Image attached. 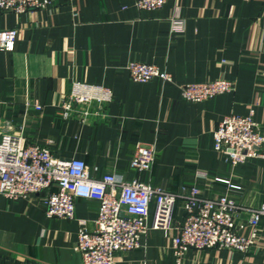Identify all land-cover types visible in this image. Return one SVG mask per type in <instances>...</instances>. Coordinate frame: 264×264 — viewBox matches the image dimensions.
I'll return each instance as SVG.
<instances>
[{"label":"crops","instance_id":"obj_1","mask_svg":"<svg viewBox=\"0 0 264 264\" xmlns=\"http://www.w3.org/2000/svg\"><path fill=\"white\" fill-rule=\"evenodd\" d=\"M0 27L19 30L14 49L0 50L4 130H22L57 158L84 159L96 178L116 173L175 192L196 184L208 198L228 194L239 206L241 234L251 235L249 208L264 204V157L233 164L215 149L214 132L225 116L254 109L264 134V0H168L155 10L136 0H54L2 12ZM132 60L155 64L172 80L135 81L126 67ZM220 77L234 89L200 102L183 97L184 84ZM74 81L113 90L107 117L58 116ZM139 143L155 147L148 170L131 166ZM44 194H0V264H82L78 235L94 229L98 202L79 198L74 218L50 217ZM184 217L180 200L173 227L150 229L140 248L117 253L116 264H264V219L249 252L191 248L178 263L173 236Z\"/></svg>","mask_w":264,"mask_h":264},{"label":"built area","instance_id":"obj_2","mask_svg":"<svg viewBox=\"0 0 264 264\" xmlns=\"http://www.w3.org/2000/svg\"><path fill=\"white\" fill-rule=\"evenodd\" d=\"M53 1L0 0V13L23 14L44 9ZM167 1L136 0V5L155 10ZM173 28L182 30L180 18L173 19ZM18 36V28L0 27V50H13ZM126 67L132 79L138 82L156 77L172 80L167 70L155 64L132 60ZM233 89L234 81L220 77L186 83L182 86V95L186 100L200 102ZM112 99L113 90L108 86L74 81L59 104L57 114L63 119L76 118L81 122L102 119L107 117L105 108ZM34 105L42 108L38 100H34ZM214 147L225 153L233 164L264 157V134L254 118V109L246 115L225 116L214 132ZM155 155L154 146L139 143L131 166L136 170H148L155 162ZM200 176L208 178L207 173ZM41 192H45L43 200L50 217L74 218L79 198L98 202L94 229H82L78 235L76 249L82 254V264H116L117 253L140 248L142 237L150 229H171L180 200L185 217L173 236L178 263L191 248L217 247L249 252L264 219V204L250 207L247 218L252 233L243 235L240 232L243 225L235 220L239 206L228 194L208 198L196 184L175 192L137 178L127 180L116 173L96 178L84 159L57 158L49 146L29 142L22 130H4L0 120V194L16 199Z\"/></svg>","mask_w":264,"mask_h":264}]
</instances>
